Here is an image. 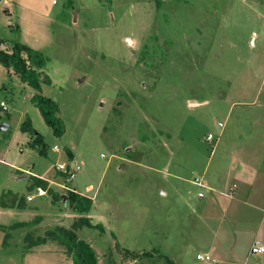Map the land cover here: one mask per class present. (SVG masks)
I'll list each match as a JSON object with an SVG mask.
<instances>
[{
    "label": "rangeland",
    "instance_id": "1",
    "mask_svg": "<svg viewBox=\"0 0 264 264\" xmlns=\"http://www.w3.org/2000/svg\"><path fill=\"white\" fill-rule=\"evenodd\" d=\"M23 2L39 19L21 13L17 31L16 16L9 22L0 8V36L49 59L52 85L43 94L58 103L67 132L56 138L31 101L34 90L0 65V195L19 187L26 204L13 213L0 207V264H73L55 242L27 247L28 235L70 228L79 217L47 191L36 197L31 173L60 197L71 188L93 200L85 216L105 232L85 228L78 236L98 264H214L198 259L192 240L199 189L190 183L213 149L264 137V0ZM27 116L45 137L46 156L21 131ZM61 166L78 168L74 179ZM37 217L38 224L10 228ZM121 249L150 256L132 260Z\"/></svg>",
    "mask_w": 264,
    "mask_h": 264
},
{
    "label": "crops",
    "instance_id": "2",
    "mask_svg": "<svg viewBox=\"0 0 264 264\" xmlns=\"http://www.w3.org/2000/svg\"><path fill=\"white\" fill-rule=\"evenodd\" d=\"M23 1H0V8L6 13L7 21L13 22L14 15L16 16L17 31H21L24 24L21 13L26 14L27 18L30 16L31 19H39L36 12H28ZM31 1L38 2V0ZM10 27L14 28V25ZM1 38L6 42L2 49L10 52L12 43L15 42ZM8 72L16 76L12 70ZM2 85L7 92L11 90L6 88V85ZM22 86L26 88L28 85L22 82ZM46 87L48 86L43 85V93ZM255 142L261 145L258 150L254 148L257 146ZM225 147L220 148L219 152L216 148L213 149L205 168L194 178L202 180L206 188L197 186L193 180L190 183L199 189L198 199L191 201L192 240L198 249L197 255H208L214 264H264V253L253 255L251 252L254 245L264 246V137L259 141L246 138L242 140L236 137ZM18 169L17 171H20ZM30 175L49 181L34 173ZM15 182L17 186L21 181L16 179ZM37 188L40 187L37 186ZM10 191L19 194L22 190L17 187L2 192ZM200 194L202 197H199ZM51 204L56 211L59 209L58 205L52 203V199ZM182 208L180 204L173 213L175 212L177 216L179 211L182 213ZM2 209L11 213L21 212L15 209ZM29 209L28 203L26 210ZM77 215L82 217L80 214ZM29 222H31L30 219L17 220V224ZM174 236V234L171 236V242L177 241L178 237ZM172 249L169 247L167 251L170 253ZM170 255L173 256V254ZM66 259L72 261L70 258L66 257Z\"/></svg>",
    "mask_w": 264,
    "mask_h": 264
},
{
    "label": "trees",
    "instance_id": "3",
    "mask_svg": "<svg viewBox=\"0 0 264 264\" xmlns=\"http://www.w3.org/2000/svg\"><path fill=\"white\" fill-rule=\"evenodd\" d=\"M1 1V0H0ZM73 1V0H69ZM157 6L161 5L162 0H156ZM5 41L0 37V65L5 69L12 70L17 75L21 82L27 84L34 90V95L31 99L32 103L40 111L45 124L52 129L56 138H62L66 132V124L60 117V107L56 101L43 94V85L51 86L52 80L45 73L44 69L47 67L49 59L40 51H37L27 45L21 43H13L11 51L8 52L2 47ZM21 131L33 137L31 147L38 149L41 156H46L47 146L43 135L38 133L33 127L32 120L27 117L23 122ZM36 181V186L47 191L53 198V202L59 201L61 198L58 193L49 189L48 182L33 177ZM67 201L70 208L77 214L82 215L73 222L70 228L56 227L49 230L43 237L34 238L31 235L26 237L28 249L46 245L49 242H55L65 249V255L70 258L73 264H98L96 252L91 245L83 239H80L78 232L85 228L99 230L104 233V227L101 224H93L91 218L85 215L89 214L93 208V200L87 196L81 195L75 191H69ZM0 207L4 209H25L26 204L24 198L13 192H5L0 198ZM41 217H37L32 222L20 223L11 226V229H18L38 224ZM3 228V227H2ZM8 243V235L5 236L3 246ZM126 256L131 257L132 260H137L143 256H150V253H133L129 250L121 249Z\"/></svg>",
    "mask_w": 264,
    "mask_h": 264
},
{
    "label": "built area",
    "instance_id": "4",
    "mask_svg": "<svg viewBox=\"0 0 264 264\" xmlns=\"http://www.w3.org/2000/svg\"><path fill=\"white\" fill-rule=\"evenodd\" d=\"M59 0H54L53 1V4H57ZM1 107L3 108L4 111H8V106L2 102L1 103ZM220 127H223L222 124H220ZM215 139L214 135L212 134H209L206 138V140L208 142H212L213 140ZM55 151H59V148L58 147H55L54 148ZM60 170H62L63 172H65V174H68L70 179H74L75 175H76V171L78 170V168H74L72 166V169L67 171V169H65L64 166H61L60 167ZM67 172V173H66ZM195 184L201 188H206V184L202 181V180H198V179H195ZM68 189V188H66ZM69 191L71 190L70 188L68 189ZM46 194V192L42 189V188H37V194H36V197H42ZM199 197H202V194L199 195ZM34 196H31V197H28V201L29 202H32L34 200ZM252 254L253 255H256V254H262L264 253V246H259V245H254L252 247V250H251ZM198 259L202 260V261H205V262H213V260L211 259V257H209L208 255H198Z\"/></svg>",
    "mask_w": 264,
    "mask_h": 264
},
{
    "label": "water",
    "instance_id": "5",
    "mask_svg": "<svg viewBox=\"0 0 264 264\" xmlns=\"http://www.w3.org/2000/svg\"><path fill=\"white\" fill-rule=\"evenodd\" d=\"M74 20H75V22L77 21V12H75V19ZM2 127H3L2 130L5 131L9 126L8 125H3ZM62 199L66 202L67 201V196H63Z\"/></svg>",
    "mask_w": 264,
    "mask_h": 264
}]
</instances>
